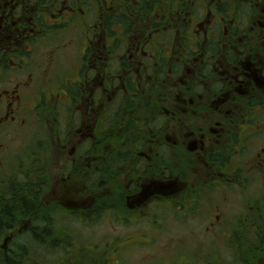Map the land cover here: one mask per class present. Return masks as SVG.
<instances>
[{
  "label": "flooded vegetation",
  "instance_id": "flooded-vegetation-1",
  "mask_svg": "<svg viewBox=\"0 0 264 264\" xmlns=\"http://www.w3.org/2000/svg\"><path fill=\"white\" fill-rule=\"evenodd\" d=\"M183 1L154 3L155 10H175L177 16H185L182 19L173 13L166 20L141 15L114 35L106 17L102 21L95 12L100 5L94 1L87 4L88 15L81 6L86 0H0V81L9 72L27 74L15 89H0V136L23 126L27 115L35 113L37 100L47 91L53 95L49 88H54L65 123L56 139L62 156L68 154L63 182L74 177V182L94 187L122 182L127 202L135 205L151 194L155 201L164 192L172 197L178 193L176 182H203L183 211L200 216L199 198H207L210 188L251 182L257 173L264 174V148L250 160L243 159L247 140L264 134L256 117L264 111V0ZM105 4L108 11L143 6L135 0ZM77 9L89 23H78L84 42L76 53L74 79L66 78L74 82L73 89L62 91L54 82L59 75H49L48 87H37L35 103L24 108L20 89L33 82L30 72L37 63L38 45L61 35ZM53 64L52 69L58 66L57 59ZM208 105L249 110L246 116L224 114L211 121ZM198 111L201 114L195 115ZM239 124L253 129L244 135L232 129ZM179 152L205 154L214 176L202 181L200 174L192 181L186 171L189 158L179 167L184 159L178 155V160ZM7 158L0 145V182H15L23 172L30 182H48L47 175L34 180L32 166L13 168ZM193 192L188 194L191 198ZM97 202L80 208L75 203L77 210L68 214L95 217L107 208Z\"/></svg>",
  "mask_w": 264,
  "mask_h": 264
},
{
  "label": "rangeland",
  "instance_id": "rangeland-1",
  "mask_svg": "<svg viewBox=\"0 0 264 264\" xmlns=\"http://www.w3.org/2000/svg\"><path fill=\"white\" fill-rule=\"evenodd\" d=\"M91 1L100 5L95 12L104 21L107 15L105 0H86L85 5L82 3L81 6L88 15L91 11L87 4ZM112 1L115 2V0H106V3ZM122 2L133 3L134 0ZM174 6L173 4L172 7ZM72 7L74 8L75 4ZM64 13L66 14L67 11ZM172 13L176 15L175 10ZM177 17L182 19L185 16ZM48 19L49 22L59 20V18ZM68 21L70 24H66L61 35L38 45L37 63L30 72L33 82L20 89L24 98V108L35 103V91L39 86L46 88L49 75H59L54 82L59 84L62 91L73 89L70 87L74 86V82L66 78L74 79L76 53L84 42L79 39V24L85 25L89 20L85 13L82 14L77 9L76 15L71 16ZM100 36L103 41L104 36ZM56 59L58 66L52 69ZM26 75L18 71L9 72L2 77L0 89L9 91L15 89L16 84L23 82ZM49 90L53 95L47 91L37 100L38 106L33 114L37 117L28 114L23 126L10 129L0 136L1 150L4 151V156L8 157L7 160H12L13 168L32 166L34 180L47 175L48 182L42 183L44 187L41 186L42 208L34 212L35 217L29 219V224H24L22 227V231H25L38 221L36 225L40 228L35 238L47 244L46 248L40 249L47 263L55 264L61 261L62 264H264V174L257 173L251 182H229L224 186L210 188L207 198H199L200 216L184 215L183 211L186 209L184 205L190 204L191 200L196 198L194 196L196 193L198 195L197 184L203 182H176L178 193H174L172 197L171 194L164 192L159 196L161 198L155 201L156 195L151 194L145 198L144 203L139 202V205L127 202L126 195L122 193V182H107L105 186L101 184L97 187L86 185L84 182H74L75 177L63 182L62 166L68 154L62 156L63 151L57 142L56 134L58 130L64 128L65 123L62 114L58 112L61 108L56 103L58 100L56 91L54 88ZM44 99L45 102H42ZM205 111L211 121L221 120L224 114L246 116L247 113L240 106L208 105ZM194 114L201 113L198 111ZM256 117L257 124L264 125V111ZM37 119H40V122H37ZM207 123L210 124V121ZM66 129L71 130L72 127ZM232 129L248 135L253 126L239 124ZM164 134L166 135L165 130ZM209 142H214V138L211 137ZM261 148H264V134L248 139L244 149V161L250 160ZM197 153L176 154L178 160V155L184 156L183 160H179V167L185 165V160L189 158L186 164L188 177L195 181L197 179L195 176L201 174L202 181L209 180L214 176L212 175L214 168L204 161L205 154ZM175 169L172 167V170ZM15 182H30V177L23 172ZM162 185L171 184L163 182ZM191 191H194L192 198L188 195ZM98 200L100 202L97 203L103 202L107 208L95 217L79 212L68 214L69 210L76 211L78 204L79 208L87 207L90 206V202ZM75 203L78 204L74 206ZM45 209H47L46 215L43 216ZM56 209L57 213L51 212ZM81 210L87 209L81 208ZM243 211L251 212L248 216L252 217L253 222L241 216ZM250 226H257V229H250ZM20 228L21 226L17 228L18 232ZM43 228L46 229L45 232ZM244 228L248 229L245 233L246 238L244 233H239L244 232ZM250 234H261L262 237L257 242L249 241ZM25 237L30 243L28 247H34L35 244L32 243L34 239ZM3 244L4 242L1 241V245ZM237 247L243 249L239 256L234 253Z\"/></svg>",
  "mask_w": 264,
  "mask_h": 264
},
{
  "label": "trees",
  "instance_id": "trees-1",
  "mask_svg": "<svg viewBox=\"0 0 264 264\" xmlns=\"http://www.w3.org/2000/svg\"><path fill=\"white\" fill-rule=\"evenodd\" d=\"M122 1L123 0H115V2L119 3H123ZM166 1L168 0H135V3L140 2L141 5L143 4V6H137L133 10L126 7L121 10H114V7L109 11L106 10V12L108 13L107 16L105 15L108 25L107 29L109 28V32L117 35L119 34L118 29L120 26L128 27L133 23L134 19L140 18L141 15H144L146 18H154L159 15V19L166 20L169 18V14L172 13L173 10H163L162 8L161 11L164 14H159L160 11L155 10L154 8V3H159L164 6ZM185 1L186 0H184L183 2ZM7 183L8 182H0V264H45L44 262H46V264H49L47 263V261H45V257H43L44 255H41L40 252V249L45 247V245L47 244H44L41 239L35 238L39 233L38 228H40L38 225H36L38 221L35 222V225L31 224V228H27L25 231H17V228L19 226L23 227L24 224H29V219H31V217H35L34 212L41 210V186H43L42 183L46 182ZM46 211L47 209L44 210L43 216L46 215ZM54 211L57 213V209L52 210L51 212ZM58 212L60 213L61 211ZM248 215H251V212L243 211V214L241 216L247 217L253 222L252 217ZM257 218L258 216L255 218V223H257ZM247 227L249 229V226ZM260 227L263 229L262 225H260ZM248 229L244 228L243 230L245 231L239 233H244V237L246 238L245 233ZM250 229H257V226H250ZM45 230L46 229L43 228L44 232ZM25 236H29L30 239H34L32 240V243L35 244L34 247H28V244L30 243L26 240L27 238ZM261 237V234H250V237L248 239L249 241L257 242L261 239ZM1 241H3L4 244L6 243V245H1ZM231 241L233 242L232 238ZM239 249H241V251H239ZM252 249H254V247H252ZM242 250L243 249L240 247L235 248V255L239 256L240 253L243 252ZM60 262L61 261H57L55 264H62Z\"/></svg>",
  "mask_w": 264,
  "mask_h": 264
}]
</instances>
